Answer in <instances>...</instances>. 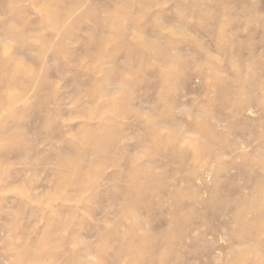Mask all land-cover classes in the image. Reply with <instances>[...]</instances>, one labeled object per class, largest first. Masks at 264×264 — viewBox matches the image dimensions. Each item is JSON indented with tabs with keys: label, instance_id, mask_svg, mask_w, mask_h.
<instances>
[{
	"label": "rangeland",
	"instance_id": "1",
	"mask_svg": "<svg viewBox=\"0 0 264 264\" xmlns=\"http://www.w3.org/2000/svg\"><path fill=\"white\" fill-rule=\"evenodd\" d=\"M76 1L0 0V264H264V0Z\"/></svg>",
	"mask_w": 264,
	"mask_h": 264
},
{
	"label": "bare ground",
	"instance_id": "2",
	"mask_svg": "<svg viewBox=\"0 0 264 264\" xmlns=\"http://www.w3.org/2000/svg\"><path fill=\"white\" fill-rule=\"evenodd\" d=\"M58 1V3L60 4V5H62V0H57ZM65 1H67V0H65ZM69 1V0H68ZM151 1V0H150ZM165 1V0H164ZM164 1H161V3L162 2H164ZM177 1H179V0H177ZM146 2V1H145ZM52 3H54V2H52ZM69 3V2H68ZM129 3V1L128 2H124L123 3V1H121L120 2V4H119V8H117L112 14H111V18H116L115 16H117V18L118 17H121L122 16V18L126 21H129V23L131 22V25L132 24H134L135 25V27L139 30V29H141V25H142V21H140L139 19V17H137L136 15H138L137 13L134 15L133 13H131V11H130V9H129V7L131 6V5H129L128 4ZM157 3V2H156ZM82 4H83V2H82ZM113 4V3H112ZM140 4H142L141 2L139 3V1H138V7L141 9V7H142V9H143V6L142 5H140ZM149 4V3H148ZM147 4V5H148ZM164 4V3H163ZM109 5V4H108ZM115 5V4H114ZM143 5H144V3H143ZM151 5V4H150ZM150 5H148V6H150ZM157 5H159V4H156L155 6L157 7ZM85 6V5H84ZM97 6H99V5H97ZM112 6V5H111ZM117 6V5H116ZM144 6H146V5H144ZM148 6H146V8L148 7ZM160 6V5H159ZM137 7V6H136ZM137 7V8H138ZM152 7V6H151ZM66 8H67V13L69 14V15H73V14H75L76 12H77V10L80 8V2L77 0L75 3H73L72 4V6L71 7H68V5L66 6ZM83 8V7H82ZM97 8V7H96ZM136 8V9H137ZM156 9H158V8H156ZM82 10V9H81ZM96 10V9H95ZM132 10V9H131ZM146 10H148V9H146ZM107 11V10H106ZM105 11V12H106ZM133 11V10H132ZM135 11V10H134ZM157 11V10H156ZM99 12V11H98ZM142 13L143 14V16H144V12H146V11H144V10H142V11H139V13ZM149 12V11H148ZM85 13V12H84ZM140 13V14H141ZM25 14V13H24ZM109 14V13H108ZM146 14H148V13H146ZM156 14V13H155ZM83 15V14H82ZM85 15V14H84ZM158 15V14H157ZM157 15H154V16H157ZM160 15V14H159ZM74 16V15H73ZM107 17L108 16H110V15H106ZM142 16V17H143ZM68 17V16H67ZM72 18V17H71ZM96 18V17H95ZM101 18H102V15L101 16H98V18H96L97 20H98V22H99V20H101ZM151 18V17H150ZM149 18V19H150ZM59 19L57 18V21H58ZM116 20V19H115ZM118 20V19H117ZM156 20V19H155ZM154 20V21H155ZM59 23V22H58ZM128 23V22H127ZM128 23V24H129ZM155 23V22H154ZM127 24V25H128ZM157 24H158V22H157ZM149 25V24H148ZM148 25H147V27H148ZM151 25V24H150ZM144 26V25H143ZM104 27V26H103ZM134 27V26H133ZM133 27H132V29H133ZM146 27V26H145ZM150 27V26H149ZM159 27H161V26H159ZM159 27H157V28H159ZM57 28H59V27H57ZM128 28V27H127ZM135 28V29H136ZM143 28V27H142ZM152 28V27H151ZM154 28H156V27H154ZM31 29V28H30ZM103 29V28H102ZM126 29V28H125ZM128 29H130V28H128ZM131 29V30H132ZM148 29V28H147ZM104 30V29H103ZM107 30V29H106ZM141 30H143V29H141ZM122 31V30H121ZM130 31V30H129ZM128 32V31H127ZM126 32V33H127ZM158 32V31H157ZM28 33V32H27ZM120 33H122V32H120ZM129 33V32H128ZM131 33V32H130ZM119 36H121V34L119 35ZM125 36V35H124ZM119 39H121V37H118ZM117 38V39H118ZM123 39V38H122ZM1 40V39H0ZM103 43V44H102ZM102 45H104V42L102 41ZM120 44H121V42H120ZM126 44V43H125ZM99 45V44H98ZM123 44H121V46H122ZM128 45V44H127ZM150 46H152V45H150ZM123 48V47H122ZM123 50V49H122ZM117 51V50H116ZM111 55V54H110ZM163 56V55H162ZM161 56V57H162ZM160 59H162V58H160ZM165 59L166 58H164L163 59V62L165 61ZM131 66V65H130ZM124 67V66H123ZM21 70H19V72H20ZM219 78V76H216L215 77V79H218ZM166 81H167V78H165L164 77V74L161 76V82L159 83L160 85H162V86H164L165 84H166ZM119 82V81H118ZM122 82V81H121ZM149 83V82H148ZM158 84V83H157ZM135 86H137V85H135ZM158 89V88H157ZM222 94H223V90H222V92H221ZM159 98V96H156V100ZM159 100V99H158ZM156 105V104H155ZM152 112V111H151ZM220 119V122H222L223 120V117H221V118H219ZM170 120H172V119H168V118H165V119H163V122L161 123V125L159 124V126H169L170 128L172 127V126H175L176 124H177V122L175 123V121H170ZM222 120V121H221ZM161 122V121H160ZM156 124H158V123H156ZM163 124V125H162ZM156 126L157 125H155L153 128L155 129L156 128ZM220 126H221V124L220 123H218L217 124V129H220ZM173 128H177V127H173ZM181 128V127H180ZM148 131H150L148 134L149 135H155L156 133L154 132V130L152 129V127L151 126H149L148 127ZM189 129L192 131V132H197V133H203L205 136V138H206V143H207V147H212V146H214V143L216 142V140L217 141H220L221 139H222V137L219 135H214L211 131H213L212 130V127H210L209 126V124L207 125V126H205V127H203V126H201L199 123H196V122H194V123H191L190 125H189ZM178 130H180V129H178ZM190 131V132H191ZM196 133V134H197ZM211 133H212V135H211ZM0 134H1V131H0ZM213 136V137H212ZM215 136V137H214ZM259 137H260V135H259ZM258 137V138H259ZM260 139V138H259ZM211 142H213V144L211 143ZM229 149V148H228ZM1 152V151H0ZM260 154H259V156H260V158L261 159H264V151H260L259 152ZM63 164H65V162L63 161L62 162ZM262 184V186H261V188L264 186V180H263V182L261 183ZM178 192H179V190H178ZM179 193H181V192H179ZM144 194V193H143ZM144 195H147V194H144ZM215 194H214V191L211 193V196H214ZM148 197V196H147ZM182 204H181V202L179 201V202H177V207H180ZM0 208H1V200H0ZM216 214V213H215ZM241 217L242 216H240V215H238V216H235L234 217V220L235 221H241ZM239 223V222H238ZM260 231V230H259ZM261 234V233H260ZM260 234H257L256 236H251L250 234H247V233H244L243 234V236H242V238H249V239H254L255 240V242H258L262 247H264V241L261 239V237L259 236ZM132 240H133V243H136V244H138V245H147V247H148V245H149V242H148V238H144V237H134V238H132ZM148 243V244H147ZM133 253V255L135 256V253L134 252H132ZM131 253V254H132ZM143 254L145 253V251L144 252H142ZM147 253H148V250L146 251V253H145V256H147ZM262 256H264V249H263V252H262V254H261ZM261 258V257H260ZM150 264H153V261L152 260H150ZM257 264H260V262L259 263H257Z\"/></svg>",
	"mask_w": 264,
	"mask_h": 264
}]
</instances>
